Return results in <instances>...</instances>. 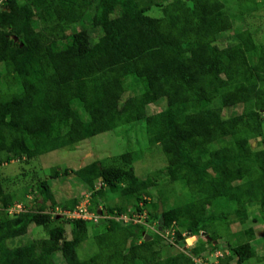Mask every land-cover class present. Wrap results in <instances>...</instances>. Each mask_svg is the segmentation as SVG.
Here are the masks:
<instances>
[{
    "label": "trees",
    "instance_id": "trees-1",
    "mask_svg": "<svg viewBox=\"0 0 264 264\" xmlns=\"http://www.w3.org/2000/svg\"><path fill=\"white\" fill-rule=\"evenodd\" d=\"M237 1L239 11L232 0L0 5V79L7 80L0 86V264H57L56 252L66 264H202L194 259L209 260L207 247L224 250L218 264L264 260L252 244L253 225L229 231L236 242H229L228 252L219 241L230 235L219 225L245 224L251 206L261 207L252 223L264 222V41L257 39V27L237 30L234 40L221 44L234 20L259 6L257 0ZM161 100L164 108L147 111ZM233 106H243L242 113L226 116ZM140 120L149 144L160 145L167 156L158 175L166 171L171 183L189 189L187 201L173 206L164 195L150 201L159 183L153 174H136L138 150L123 153V165L95 160L51 172L53 178L73 171L93 189L90 211L107 215L89 258L78 253L89 221L54 217L57 208L75 210L79 199L59 203L48 179L35 186L36 206L9 215L15 196L4 188L3 163L29 161ZM112 195L122 201L108 204ZM145 210L151 220H162L163 229H147L137 220ZM31 224L44 225L48 236L14 244ZM167 230H174L173 242L163 236ZM184 232L197 236L186 250ZM148 233L152 238L145 240ZM179 245L182 250L163 255L164 247Z\"/></svg>",
    "mask_w": 264,
    "mask_h": 264
},
{
    "label": "rangeland",
    "instance_id": "rangeland-1",
    "mask_svg": "<svg viewBox=\"0 0 264 264\" xmlns=\"http://www.w3.org/2000/svg\"><path fill=\"white\" fill-rule=\"evenodd\" d=\"M259 3L258 9L256 11L250 12L248 17H240L234 20V27L227 33L223 39H221V44L225 45L234 40L237 30L251 28L255 30L257 27H262L259 29L256 37L259 41H264V0H257ZM233 7L238 10L237 7H242L241 4L238 5L237 0H232ZM239 11V10H238ZM153 14L159 15L158 12H153ZM86 17H90L87 13ZM81 25H78L77 28H81ZM95 35V34H94ZM4 63H0V72L4 71ZM2 79V80H1ZM0 79V86H7V80L4 78ZM2 84V85H1ZM166 105L165 100H161L156 104L150 105L148 107L149 112L153 113L158 110H161ZM243 111V106H233L226 108L224 114L226 116L240 114ZM254 145H257V142H254ZM140 151L141 156L134 163L136 174L145 178L147 175L153 174L157 176L158 185L151 188V195L149 196L150 201L161 200L163 195L168 197L169 204L175 205L176 203L187 201L191 197V191L187 188H184L181 183H171L170 176L166 171H162L158 175L159 170H163L167 164V156L163 152L160 145H150L148 142V136L145 127V120H140L138 122H133L131 124L122 125L114 130L106 131L99 133L91 138H88L84 141L72 144L68 148H62L54 150L51 152L44 153L36 158H32L29 161L26 160H15L9 163H3L1 165V171L3 175V185L6 191L14 194L15 196V205L10 207L9 215H14L18 211L13 210L18 206L22 205V208H17L20 211L36 206L39 201L36 199L35 189L36 184L40 180L48 179L55 197L59 203L64 202L68 199L78 198L80 203L84 205L87 203V210H90V201L92 199V190L87 186L79 176H77L73 171L68 175H61L59 177L51 178V172L53 169H65L66 167L73 169H78L84 165H87L95 160H99L106 165H123L121 155L128 151ZM99 181L96 184V188L100 187ZM162 191V192H161ZM162 193V194H161ZM159 200V201H160ZM122 200L117 195L110 196L109 201L107 202L110 205L120 203ZM151 201V202H152ZM161 202V201H160ZM162 203V202H161ZM104 204L100 205L102 208ZM93 208L94 207L92 205ZM250 215L248 221L245 224L241 225L236 222L231 224L230 228H227L224 225H219V228L224 234H227L229 231L236 232L239 229H246L253 225L255 229V238L252 240V244L257 249V255L259 257L264 256V222L252 223L254 217H260L261 207L258 205L251 206ZM98 209V208H97ZM49 211V210H47ZM88 215V239L82 243L78 248V253L81 259H87L93 255L98 250V245L94 239V233L99 230H104L107 227V215H102L101 211L89 212ZM95 213V214H94ZM62 213H54V217H60ZM138 217V216H137ZM136 217V218H137ZM235 217V213L231 214V218ZM129 219V218H128ZM138 221L144 223L147 229L156 230L159 225V220L149 218L147 211L138 217ZM58 222L55 219L54 223L50 226H53ZM72 224H66L67 232L66 236L68 238L72 237ZM163 229V228H162ZM174 230H167L163 236L168 239L170 242L174 241ZM162 232V231H161ZM149 234V233H148ZM230 234V232L228 233ZM150 235V234H149ZM184 235L187 237L188 243L185 245V248L188 249L191 245H194L197 239L192 236H188V232H184ZM48 236V228L44 225L31 224L27 234L20 236L15 239L14 244L23 245L34 239L43 238ZM152 237V236H151ZM200 241H202L200 239ZM220 245L222 248L228 249L229 242H236L235 235H225L220 238ZM209 246V245H208ZM182 250V246H174L170 249L164 247L163 255L168 253L177 252ZM210 250V251H209ZM224 251V250H223ZM222 250L216 251L207 247L206 257L209 260H204L200 256H197L194 260L202 264H212L219 260L221 253L224 254ZM228 252V250L226 251ZM213 253V254H211ZM54 259L57 264H66V261L61 252H56ZM236 263V259L232 261V264ZM246 264H264V260L253 259Z\"/></svg>",
    "mask_w": 264,
    "mask_h": 264
},
{
    "label": "built area",
    "instance_id": "built-area-1",
    "mask_svg": "<svg viewBox=\"0 0 264 264\" xmlns=\"http://www.w3.org/2000/svg\"><path fill=\"white\" fill-rule=\"evenodd\" d=\"M5 0H0V5H2L4 3ZM89 202V200H88ZM87 202V203H88ZM87 203H84V205L82 203H79L77 208L75 210H62L60 208H57L56 212L57 213H62V215H66L67 217L69 218H83V219H88V215H90L91 212L90 210H87ZM18 206L19 208H22V205H16ZM16 207V208H13V210L15 211H18L19 212V208ZM18 208V209H17ZM95 214V213H94ZM116 219L117 220H120V219H125V220H128V217L127 216H118L116 215ZM173 234H174V231H173ZM217 256H222V253L220 255H217ZM219 261L217 260L216 262H214V264H218Z\"/></svg>",
    "mask_w": 264,
    "mask_h": 264
},
{
    "label": "water",
    "instance_id": "water-1",
    "mask_svg": "<svg viewBox=\"0 0 264 264\" xmlns=\"http://www.w3.org/2000/svg\"><path fill=\"white\" fill-rule=\"evenodd\" d=\"M16 39H17V38H16ZM159 228L162 229V220H161V219H159ZM203 234H205V233H203ZM151 238H152L151 235L146 234V236H145V240H149V239H151Z\"/></svg>",
    "mask_w": 264,
    "mask_h": 264
},
{
    "label": "clouds",
    "instance_id": "clouds-1",
    "mask_svg": "<svg viewBox=\"0 0 264 264\" xmlns=\"http://www.w3.org/2000/svg\"><path fill=\"white\" fill-rule=\"evenodd\" d=\"M192 236L193 238L197 239V236H194V235H189V237ZM188 242V241H187Z\"/></svg>",
    "mask_w": 264,
    "mask_h": 264
}]
</instances>
